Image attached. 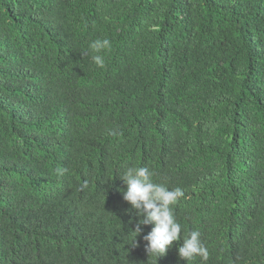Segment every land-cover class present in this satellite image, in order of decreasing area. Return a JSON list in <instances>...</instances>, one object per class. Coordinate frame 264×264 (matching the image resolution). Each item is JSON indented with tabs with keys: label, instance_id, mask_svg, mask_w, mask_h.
Instances as JSON below:
<instances>
[{
	"label": "trees",
	"instance_id": "16d2710c",
	"mask_svg": "<svg viewBox=\"0 0 264 264\" xmlns=\"http://www.w3.org/2000/svg\"><path fill=\"white\" fill-rule=\"evenodd\" d=\"M130 166L207 260L131 243ZM0 264H264V0H0Z\"/></svg>",
	"mask_w": 264,
	"mask_h": 264
},
{
	"label": "clouds",
	"instance_id": "9594fccd",
	"mask_svg": "<svg viewBox=\"0 0 264 264\" xmlns=\"http://www.w3.org/2000/svg\"><path fill=\"white\" fill-rule=\"evenodd\" d=\"M93 52L109 49L111 42L108 39H96L89 45ZM98 66H104V58L97 54L91 57ZM66 169L57 168L58 175H63ZM153 172L147 167L130 166L119 176L126 185L123 191V199L127 201L132 209L136 210L139 217L132 231L131 243L135 245V238L143 231L142 225H154L143 240L148 257L154 256L155 262L165 255L168 249L177 242V251L180 258L187 261L200 257L208 259V249L201 240L199 231H191L182 239V225L177 221L174 214V205L184 196L180 187L169 188L163 183L153 180Z\"/></svg>",
	"mask_w": 264,
	"mask_h": 264
}]
</instances>
